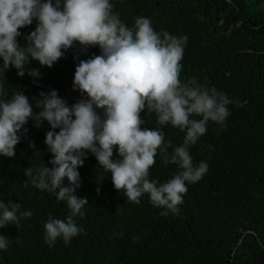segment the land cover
I'll return each instance as SVG.
<instances>
[{
    "label": "trees",
    "instance_id": "16d2710c",
    "mask_svg": "<svg viewBox=\"0 0 264 264\" xmlns=\"http://www.w3.org/2000/svg\"><path fill=\"white\" fill-rule=\"evenodd\" d=\"M109 2L129 28L136 17H145L156 32L187 36L181 82L194 77L236 101L227 106L230 114L224 123L209 121L205 134L188 148L194 165L206 162L208 171L196 183L185 182L180 212L164 216L160 213L166 209L154 207L147 194L139 204L128 201L122 190H115L110 173L86 152L83 165L77 168L80 187L74 193L88 202L82 209L84 216L74 217L82 231L67 245L57 238L49 246L45 223L49 217L65 219L69 209L54 193L30 183L23 187L28 179L25 168L50 167L48 161L53 158L44 143L45 133L52 129L47 121L35 127L30 119L24 126L26 138L15 146V156L0 155V202L20 203L21 211L32 212L18 228L0 227V236L9 240L7 249L0 250V264H264V0ZM36 26L33 19L19 29L20 46ZM82 47L74 43L63 50L50 68L29 58L25 68L37 69L38 78L27 71L18 77L11 65L4 71L0 59V100L20 91L37 113L41 109L35 107L34 98L41 92L55 90L69 107L86 98L73 90L75 67L79 60L99 55L100 49L91 46L82 51ZM140 117L145 120L142 129L161 127L155 113L146 108ZM161 130L165 142L181 146L184 131L170 124ZM155 161L149 180L164 183L178 171L176 165L162 163L159 151ZM62 186H69L67 178ZM136 236L138 241L132 239Z\"/></svg>",
    "mask_w": 264,
    "mask_h": 264
},
{
    "label": "clouds",
    "instance_id": "9594fccd",
    "mask_svg": "<svg viewBox=\"0 0 264 264\" xmlns=\"http://www.w3.org/2000/svg\"><path fill=\"white\" fill-rule=\"evenodd\" d=\"M112 9L109 0H0V59L4 71L11 65L18 77L27 71L28 76L38 78L37 69L25 68L29 58L50 68L74 43L83 46L82 51L91 46L100 49L99 55L79 60L75 67L73 90L86 98L70 107L55 90L34 98L35 107L41 109L37 113L20 91L16 90L9 100H0V155L15 156V146L26 138L28 129L24 126L30 119L35 127L47 121L52 129L44 139L53 157L48 161L50 167L25 168L28 179L23 184L54 193L56 200L66 202L69 209L65 219L49 217L45 223L49 246L57 238L67 245L82 231L74 217L84 216L82 209L88 202L74 193L80 187L77 168L83 165L86 152L110 173L115 190H122L128 201L139 204L140 197L147 194L154 207L166 209L160 215L178 214V205L187 192L185 182L196 183L208 171L206 162L194 165L189 146L205 134L209 121L224 123L230 114L227 106L236 103L215 87L199 84L194 77L181 82L180 61L187 36L156 32L145 17H136L129 28ZM33 19L37 26L20 46L19 29L31 25ZM145 108L155 113L160 128H141L145 120L140 113ZM168 124L185 132L181 146L165 142L161 128ZM29 147L35 145L29 142ZM158 151L162 163L178 168L164 183L149 180ZM64 178L69 186H62ZM21 208L20 203L0 202V227L11 224L18 228L21 219L32 216L30 210ZM132 239L138 241L139 237ZM8 245V238L0 236V250Z\"/></svg>",
    "mask_w": 264,
    "mask_h": 264
}]
</instances>
